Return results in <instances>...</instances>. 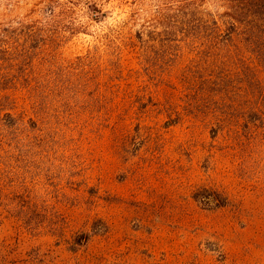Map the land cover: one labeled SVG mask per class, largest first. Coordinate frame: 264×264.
Instances as JSON below:
<instances>
[{"label":"rangeland","instance_id":"374dc122","mask_svg":"<svg viewBox=\"0 0 264 264\" xmlns=\"http://www.w3.org/2000/svg\"><path fill=\"white\" fill-rule=\"evenodd\" d=\"M66 1L0 0V264H264L258 0Z\"/></svg>","mask_w":264,"mask_h":264},{"label":"trees","instance_id":"16d2710c","mask_svg":"<svg viewBox=\"0 0 264 264\" xmlns=\"http://www.w3.org/2000/svg\"><path fill=\"white\" fill-rule=\"evenodd\" d=\"M67 3H72L76 5L75 2L67 0ZM250 2L246 9L253 11H260L258 16L255 14H247L242 16H234L225 12L224 14L219 15L220 18H217L212 15L210 18L213 37L220 39L223 42L231 40L233 36L239 37L240 41L246 46H254L258 41H264V37L261 38L262 33L264 34V0H258ZM257 5V10L255 9ZM72 6L68 5L65 7V10H71ZM54 13V9L50 8L48 14L51 16ZM222 17V18H221ZM3 194L0 191V202L2 201ZM8 210V209H7Z\"/></svg>","mask_w":264,"mask_h":264}]
</instances>
